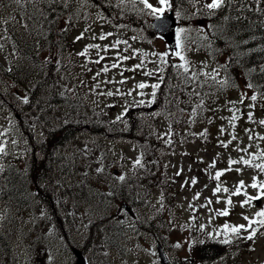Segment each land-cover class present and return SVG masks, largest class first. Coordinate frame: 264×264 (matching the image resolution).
Instances as JSON below:
<instances>
[{
    "label": "trees",
    "instance_id": "trees-1",
    "mask_svg": "<svg viewBox=\"0 0 264 264\" xmlns=\"http://www.w3.org/2000/svg\"><path fill=\"white\" fill-rule=\"evenodd\" d=\"M210 2L173 0L179 26L186 29L185 44L188 51L185 55L188 60L194 58L195 52H199L219 67L225 63L230 65L228 75L232 78L230 83L235 86L220 90L205 86L203 91L210 93L205 96L206 100L210 99L211 102L213 96L226 94L242 84L246 87L249 82L255 86L249 89L253 94L264 96V0H260V12L256 11L255 0H245L244 9L240 7V0H235L233 7L225 5L216 10L215 14H210L204 7ZM14 4L13 0H0V7H12ZM18 5L21 16L6 23L12 54L6 55V64L0 62V111L13 114L17 119L21 115L23 121L19 122V129L26 136L28 144L24 158L8 155L1 157L0 203L5 210L0 222V264L12 261L18 254L12 249L13 245L28 239L24 233L27 231V223L34 221L36 204L51 218L52 224L66 235L75 234L77 228L73 230L74 220H71L72 224L70 220L64 224L61 222V217L70 218L65 207L74 211L83 204L91 207L97 205L98 211L94 212L89 222L90 232L80 242L69 238L68 245L78 247L81 243L83 254L89 257L93 252V244L98 241L105 250L100 254L118 253L126 259L123 245L126 231L157 236L162 225H158L163 219L162 209L152 220L142 216L147 201L145 195L159 189L163 193V207L171 205L166 181L161 176L165 165L159 164L157 159L163 140L155 132V127L150 126L154 120L153 113L136 107L125 116H120V119H114L113 125L100 126L105 134L115 139L124 138L136 143L145 159L143 166L125 173V176L122 175L124 179L118 182L110 179L105 171L80 166V160L76 159H80L79 155L70 144L83 131H87L88 123L91 122L90 115L85 105H82L81 96L79 99L73 98L68 91L58 94L56 81L60 74L66 79V74L75 87L76 80L67 72L66 64L69 60L77 62V58L82 63L85 61L81 55L76 54L70 36L73 26L81 19L96 14L105 20L111 18L125 27L127 24L132 31L143 37L144 33L147 36L154 35L150 27L152 15L148 14L149 10L139 0H67L66 5L64 0H57L55 4L50 3V0H22ZM200 21L204 22L205 27L197 32L195 24ZM244 40L248 43H241ZM3 57L0 52V58ZM54 63L58 65L57 69ZM67 67L72 66L68 64ZM176 71L173 67L167 68L155 97L157 109L163 113L167 109L171 115L177 112L184 114V108L191 111L196 101L193 95L189 103L190 96L185 91L183 79L177 80L174 77ZM224 75L221 69L220 77ZM30 113H34L30 120L24 118L25 114ZM143 120L148 122L142 123ZM184 136H189V132H182L179 140ZM175 140L174 137V145ZM84 168L87 171H83ZM102 183L105 187L101 186ZM87 188L91 194L90 199L85 195ZM55 198L61 201L59 209L54 206V202H57ZM124 202L132 208L135 217L125 219L123 213V220H115L116 215L110 211ZM173 211L174 206L169 209V213ZM39 240H33L35 245ZM244 242L250 246L252 239H245ZM231 250L239 249L235 244H212L207 248L201 247L200 258L205 264H213L231 256ZM89 260L90 264H108L106 260Z\"/></svg>",
    "mask_w": 264,
    "mask_h": 264
},
{
    "label": "rangeland",
    "instance_id": "rangeland-1",
    "mask_svg": "<svg viewBox=\"0 0 264 264\" xmlns=\"http://www.w3.org/2000/svg\"><path fill=\"white\" fill-rule=\"evenodd\" d=\"M149 2L154 5L157 4V0H149ZM20 16L19 5L16 3L12 7H0V52L4 56L0 58V62L3 64H6V55L11 56L12 54L10 34L4 21L14 20ZM145 18L148 19L146 16ZM152 19L153 17H150V21ZM204 27L203 21L195 24L197 32ZM71 32L72 43L79 50V53L84 50L86 45L98 44L100 48L88 49L87 56L82 57L87 63L85 61L82 63L81 59L77 58V62L69 60L66 64L67 72H70L76 80L75 87L71 85L66 74V79L62 78L60 74L56 81L58 94H65L68 91V94L73 98L79 99L81 96L82 105H85V110L90 115L89 120L91 122L88 123L90 125L87 126V131H83L84 133L70 145L79 155L80 159H76L80 160L81 167L91 166L94 169L105 171L110 179L119 182L122 175L125 176V173L133 171L135 167L144 165L145 159L141 155L138 145L128 141L129 139H115L105 134L100 126L94 123H99L102 126L113 125V119L121 114L124 115L134 106L144 105L150 108L153 104V102L149 103L152 101L151 93L157 90L153 89L151 85L158 83L159 72L157 69L163 67L159 63L158 57L153 53L169 52V48L160 36H147L144 33L141 37L132 31V28H129L127 24L125 27L121 22H116L111 18L105 20L97 14L81 19L73 26ZM81 33H83V39L77 41L76 38ZM108 33L111 35H107L105 39H100L102 35ZM144 40L148 42H144ZM116 41L121 43L112 47ZM123 57H128V59H123ZM196 57L201 68L196 65L197 62L194 58H189L191 67L195 65L198 71L206 72L216 69L207 59L200 55ZM171 59L173 62L179 61L174 55H171ZM97 60L99 63L95 62ZM68 64L72 67H67ZM113 64H116L117 67H113ZM136 65H140V67L132 71L131 69ZM105 67H107V71H104ZM54 68H58L56 63H54ZM146 73H151V75ZM139 83H145L149 86L140 89L137 87ZM187 88L192 91L191 86H187ZM199 90L201 95L206 92L202 88ZM79 91L80 95H78ZM241 91H246L248 96L253 95L252 91L246 89L245 85L242 84L241 87L226 94L213 96L211 102H209L210 99L207 101L204 96L203 111L197 109L196 116L190 115L193 109L189 112L186 111L183 116H172L167 109L164 113L156 111L152 116L155 119L150 126L155 127L163 139V144H161L163 146H161L162 149L157 159L159 164L165 165V170L161 171V176L166 181L171 205L163 207V193L154 190L149 196V201L145 202L142 216L156 217L157 212L161 209L164 211L163 219L159 221L158 225L162 224L165 227L159 229L157 236L165 238L164 247L174 262L204 264V260L200 258V247L207 248L213 243H217L215 240L223 243V239L228 238L230 242L227 244H235L239 250H231V256L228 259H221L213 264H264V225L252 224V228L256 229V234L252 238L250 246L244 242L249 231L241 230L238 235L225 234L223 227L225 224L247 225L248 221L243 219L244 216L253 221L261 219V217L256 216V213L264 209V198L253 200L250 205L243 207H241V202L246 198L244 193H247L248 197L259 195V189H253L250 185L253 183V177L257 178L258 184L264 182V172L240 163L233 164L232 170L224 172L219 181L211 178L217 171L227 169L230 159L239 160L241 157L250 159L252 154H258L264 150V139H260V137H264V125L258 123L259 120L264 119V96L256 95V101L245 99L243 104H238L237 107L242 110L243 114L237 113L240 119L236 121L234 129L229 125L228 118L232 113L229 111L231 105H228L227 102L239 101ZM109 92L112 95H108ZM198 103L199 98L196 97L195 107ZM249 104H255V107L250 109ZM213 109L217 110L213 111ZM249 111L253 113L252 121L247 119ZM32 116L34 113L25 114L24 118L30 120L29 118ZM210 120L211 122H209ZM20 121H23L21 115L17 119L13 114L0 111V147L4 149L3 152H0V162L3 155L25 157L26 136L19 129ZM147 122V120L142 121L145 124ZM179 125L189 126L195 136L199 138L194 137L192 140L178 143L172 149L168 138L174 140L175 137V141L179 140L177 135L174 137L171 135L173 127ZM221 127L225 129L223 135L219 131ZM246 128L252 129L253 132L246 133ZM186 129L188 127H184L182 130ZM205 129H207L206 136L198 135ZM232 133H235L237 140H232L227 148L221 146L219 142L221 140L225 143L230 141ZM250 134L254 136L253 140H249ZM237 144L241 148L250 145L248 153L237 151ZM137 159L141 161V165L136 164ZM213 161H215V166L209 167ZM256 163H264V159L254 160L253 165ZM238 168L241 169L240 172L236 171ZM83 171H87V169L84 168ZM115 171L116 174H114ZM193 178L196 180L195 183H192ZM241 180L244 181L245 188L241 189L240 195H234L235 186ZM52 181L54 182V179ZM76 184L81 186L78 182ZM217 184L222 189L227 188L228 192L221 191L214 195L213 189ZM101 186L105 187L104 184ZM52 190L55 191V189ZM86 190L85 195L90 199L89 188ZM79 192L81 193V191ZM197 193L200 194L199 198L194 199ZM228 199H231V205L226 204ZM55 200L57 199L55 198ZM92 200L97 202L96 199ZM209 200H211L210 204L208 203ZM60 202L59 200L54 202V206L58 209ZM36 205L33 213L34 221L27 223V231L24 233L28 239L23 242L18 241L19 243L13 245L12 249L14 248L15 253L18 254L8 264H74L75 259L70 253L69 247H66L65 239L57 231L56 235L51 218L38 207V204ZM172 206H174V211L171 214L169 209ZM64 209L67 210L66 207ZM223 210H227L228 215L217 214ZM3 211L4 208L0 205V222ZM82 211L93 214L98 211L97 205L91 207L87 204ZM110 212H114V210L112 209ZM75 214L77 219L81 220L82 226L87 228L84 221L85 217L80 212H75ZM61 218L63 224L71 220V217ZM33 231L34 234H32ZM36 238L40 240L35 245L33 240ZM156 241L157 239L152 235L128 232L125 237L127 260L132 264H159L155 249ZM177 244L180 246L177 247ZM100 249L101 245L94 244L91 249L93 252L91 251L89 258L99 262L106 260L108 264H125L120 254H100L102 253ZM194 259L198 261L192 263Z\"/></svg>",
    "mask_w": 264,
    "mask_h": 264
},
{
    "label": "snow or ice",
    "instance_id": "snow-or-ice-1",
    "mask_svg": "<svg viewBox=\"0 0 264 264\" xmlns=\"http://www.w3.org/2000/svg\"><path fill=\"white\" fill-rule=\"evenodd\" d=\"M14 3L16 4H20L21 0H13ZM57 2V0H50V3L55 4ZM65 5L67 0H64ZM139 2L141 4H143V6L149 10L148 14L152 15L155 17V19L157 21H159L158 24H156L155 26L157 28H163V20L165 17V13L168 10H171L173 7V0H157V4L154 5L152 3L149 2V0H139ZM255 3L257 5L256 11L260 12L262 11L259 8V4H260V0H255ZM235 4V0H211L210 3H206L204 5V7H206L210 14H215L216 10L222 9L225 7V5H227L228 7H233ZM240 7L241 9H244L246 7L245 4V0H240ZM250 10V9H248ZM178 15V13H177ZM225 19H227V17H225ZM4 23H8L7 20L4 21ZM61 31H67V29H61ZM186 33V29L184 27H180L176 30V36H175V45H176V50L172 51L171 53H169L168 51L164 52V53H153V55H156L159 59V63L161 65H169V60L168 57L169 55H174L175 57H177L179 59V61H182V63L179 64H171L170 67L175 68L177 71L174 73V77L177 80L183 79V82L186 86H191L193 91L192 93L189 94L190 96V100L189 103L191 102V96H196L199 98V103L196 105L195 108H193L192 112L190 113L191 116H196L197 115V109H200L201 112L203 111V105H204V96L209 95L210 93L205 92L203 95H201V93L199 91H197V88H203L205 86L209 87L210 89H216V90H220V89H224L226 87H231V86H235L233 84L230 83L231 81V76L228 75V67L230 66L228 63H225L223 65H221L219 68L213 69L211 72H206V71H197L195 70L193 67L190 66V61L187 59L185 53L188 51L187 46L185 44V36ZM107 35H111V33H108L106 35H102L100 37V39H105ZM83 39V33H81L80 36H78L76 38V40H80ZM119 43H121L120 41H116V43L114 45H112V47H116ZM126 43V42H125ZM241 43L247 44L248 41L244 40L241 41ZM95 47L96 49L100 48V45H86L84 50L80 53H78V55H82V56H87L88 54V49L89 48H93ZM145 55H147V53H145ZM101 59H103V57H101ZM123 59H128V57H123ZM96 63H99V60L95 61ZM203 64V62H201ZM113 67H117L116 64L112 65ZM205 67H207V65H204ZM140 65H136L133 69H131L132 71H135L137 68H139ZM221 69H223L225 75L224 77H220V71ZM107 67L104 68V71H107ZM182 70V71H181ZM158 72L163 73L165 71V69L163 67H160L157 69ZM262 71H264V68H262ZM147 75H151V73H146ZM204 76L206 79L204 80H200V76ZM160 80L163 82V76L161 75ZM149 85L145 84V83H139L137 85L138 88L140 89H144L146 87H148ZM218 86V88H217ZM151 87L153 89H159L161 87L160 83H155L152 84ZM255 86L252 83H247L246 84V88L247 89H253ZM108 95H112L111 92L108 93ZM262 95H264V93H262ZM152 96V101L154 102L155 97H156V91H153L151 93ZM248 99L251 101H256L257 100V96L255 94L248 96V93L246 91H241L240 94V100L239 101H228V105H231V107L229 108V111L232 113V115L230 116V118H228V122L229 125L234 129L236 127V121H238L240 119V116L237 115V113H242V110L237 107L238 104H243L244 100ZM25 102H27L25 100ZM141 103H143V101H141ZM248 107L254 108L255 104H249ZM217 109H213V111H216ZM180 111H183V109H181ZM117 119H120V117H117ZM221 119H224V117H221ZM247 119L249 121L253 120V113L251 111H249L247 113ZM211 122V120L209 121ZM259 124L264 125V119L259 120L258 121ZM220 133L221 135L224 134L225 129L223 127L220 128ZM246 133H252L253 130L250 128H246L245 129ZM198 135L200 136H206L207 135V129H205L202 133H199ZM254 136L253 135H249V140H253ZM260 139H264V137H260ZM232 140H237V136L235 135V133L231 134V140L228 141L227 143H225L224 141H220V145L227 148L229 146V144L232 142ZM249 146H245L244 148H241L239 146V144H237L236 146V150L239 152H243V153H248V148ZM4 149L3 147H0V152H3ZM257 159H264V150H261L258 154H252L250 159H245L244 157H241L239 160H232L230 159L229 161V167L225 170H221V171H217L215 173V175L211 178L219 181L220 177L222 175H224V172L226 171H231L232 170V165L233 164H244L247 165L249 167H254L256 169H259L261 172H264V163H256L253 165V161L257 160ZM136 164L137 165H141V161L139 159L136 160ZM143 166V165H141ZM215 166V161H213L212 164L209 165V167H214ZM237 172H240L241 169H236ZM177 175H179V173H177ZM120 179H124L123 176L120 177ZM196 180L195 178H193L192 183H195ZM187 183V182H186ZM253 189H259V195L255 196V197H248L247 193H244L246 198L244 201L241 202V207H243L244 205H250L251 202L253 200H260L262 198H264V182L261 183H257V178L253 177V183L250 185ZM205 187H207V185H205ZM236 187V191L234 193V195H240L241 194V189L245 188V184L244 181H239L238 184L235 186ZM221 191L224 192H228L227 188H221V186L219 184H217V186L213 189V194H217L220 193ZM199 193L196 194V197H194V199H198L199 198ZM219 202V201H218ZM208 203H211V200L208 201ZM226 204L227 205H231L232 201L231 199L226 200ZM218 215H228L227 210H223L217 213ZM256 216L261 217V219L259 221H253L251 220L249 217L244 216L243 219H245L246 221H248L247 225L241 224V225H229V224H225L224 227V232L225 234H239L241 232V230L244 231H249V235L246 237V239H252L255 234H256V229L252 228V224L253 223H259L260 225H264V209H261L260 211H258L256 213ZM230 240L228 238L223 239V243L227 244L229 243ZM177 247H179L180 245L177 244Z\"/></svg>",
    "mask_w": 264,
    "mask_h": 264
},
{
    "label": "water",
    "instance_id": "water-1",
    "mask_svg": "<svg viewBox=\"0 0 264 264\" xmlns=\"http://www.w3.org/2000/svg\"><path fill=\"white\" fill-rule=\"evenodd\" d=\"M159 21L155 20L152 23L153 30L162 36L165 37L167 42L170 44L171 48H175V36H176V21L173 16V13H169L165 15L163 20V28H157L155 25L158 24ZM158 254L160 257L161 264H170L161 245L158 243L157 245ZM75 256H76V264H86L85 259L81 252L79 250L74 249L73 250Z\"/></svg>",
    "mask_w": 264,
    "mask_h": 264
},
{
    "label": "bare ground",
    "instance_id": "bare-ground-1",
    "mask_svg": "<svg viewBox=\"0 0 264 264\" xmlns=\"http://www.w3.org/2000/svg\"><path fill=\"white\" fill-rule=\"evenodd\" d=\"M69 133V132H68ZM61 141V140H60ZM9 174V173H8ZM8 182V181H7ZM143 210H144V207H143ZM116 214H121V212L118 210V211H116ZM82 216H84L85 217V215L84 214H82ZM130 217L129 216H125V219H129ZM165 226L164 225H161V228L160 229H163Z\"/></svg>",
    "mask_w": 264,
    "mask_h": 264
}]
</instances>
